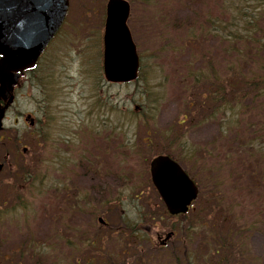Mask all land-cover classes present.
<instances>
[{"label":"rangeland","instance_id":"374dc122","mask_svg":"<svg viewBox=\"0 0 264 264\" xmlns=\"http://www.w3.org/2000/svg\"><path fill=\"white\" fill-rule=\"evenodd\" d=\"M130 1L129 25L138 51L145 57L144 77L132 83L108 84L102 80L103 73L99 69L102 66L103 42L98 34L104 30L106 0H72L68 24L61 29V34L56 41L54 40L52 49L48 50L50 52L55 49L53 53H58L62 67V63L66 65L65 74L70 78L60 74V65L55 66V63L51 61L54 69L53 75L58 81V86L55 85L58 90L53 92L47 85L51 84L49 81L45 84L41 82L39 87L36 79H31L32 75L30 74L24 82L18 99L7 114L6 130L2 132V142L5 144H0V160L7 154H11L4 171L0 173V236L6 240L5 252L7 249L19 248V245H24L25 240L31 241L29 238L31 235H33V241L44 244L48 241L49 235H53L56 231L64 234L67 233L66 228L75 225L79 227L81 223H94L96 226L98 215L107 218L112 230L116 225L121 224L123 213H125V219H135L136 209L133 206L139 202L132 197L130 202L119 204V199L111 196L109 197L111 201L109 206L100 208L102 201L99 198H102L103 201H106L107 198L105 193L99 192L95 197L99 200L96 202L99 212L83 213L75 217L69 215L73 200L71 197L81 196L83 191H87L90 185L95 183L101 185L103 190L106 187H117L116 189L119 190L120 182L118 180L119 183H116L110 177L112 174L105 175L107 178L101 180V177L95 172L97 170H94L95 164L94 168L91 166L88 168V164L84 167L78 165L77 160H81L78 159V151H74L73 161L69 162L68 166L70 165V167L66 172L64 170L57 171L59 166L54 168L57 149H53V141L42 140L37 136L19 117L20 112L35 114L44 122L51 121L52 125H48L47 130L52 138H61L60 142L62 143L69 138H75L79 146L84 144V148H90L91 145H97L98 149H102L103 146L109 147L112 151H110L109 157L106 154L103 162L99 160L96 162L99 168H106V173L113 170L111 162L119 154V143L122 136L114 133L110 139L112 149L105 143L107 140L104 133L110 131L107 127H111L112 123L117 128H122L124 142L131 146L134 145L135 150L139 152V157L135 159L137 162H134L138 170L135 185L139 188L135 194L145 190L143 192L148 196L153 195L156 206V219L148 225L151 229V234L148 236L153 240L156 249L152 248V244L148 241L142 242L143 237L140 238L135 234L130 236L128 230L125 231L126 234L123 237H115L113 231V233H109L101 227V229L95 230L96 233L93 237L99 247L112 250H108L109 253L105 257H100L95 250L92 251L94 253L92 254L91 250L85 249L84 246L71 247L68 250L71 252L70 255L68 254L69 259L64 261L61 258L56 264H85L89 259L98 261L97 264H101L102 261L103 264H106L107 261L108 264H144L141 260L146 262L145 264H172L170 258L174 259L173 256L177 259L181 257L183 263L186 264V258H182L185 251H190L194 258L198 259V262L193 264H204L202 262L203 255L209 253V244L206 240L209 236L199 229V219L192 218L198 212H200L199 216H204L213 211L215 230L220 237L222 226L228 225L232 218L237 216L240 225L235 230V236L245 242L232 249L230 263L224 264H264V226L246 232V239H243L241 234L245 226L250 225L251 217L248 215V209L251 206L246 200V196L239 198L234 194L235 187L240 182L233 180L238 176L236 175L239 171L238 160L236 159L235 162H230V165L225 166L228 163L219 151V146H215V143L221 141L222 127L215 121L208 122L206 120L201 123L199 120V117H203L202 115L211 108V106L203 105V99L200 100L198 93L205 90V86L197 85L188 91L183 85V74L193 68L190 65L194 61L196 53L193 52L190 55L184 52L169 59H165L162 55H166L170 49L177 48V52L181 50L182 36L172 34L169 31V25L174 19L180 20L191 15L193 17L198 8V0ZM216 42V37L212 36L208 39V43L202 42L205 48L198 46V51L214 49ZM218 50L221 62L217 61L216 72L220 77L226 79L230 77V72L227 73L226 56L224 58L225 54L220 49ZM51 54H46V57H50ZM187 61H189V65L185 64ZM244 71L246 72V69ZM208 72L211 73L212 69L209 68ZM191 99L197 100H194L195 104H199L200 101L201 106L199 107L202 110H199L195 115L190 112L191 122L187 121L182 125H177V129L178 132L185 131V138L189 140V143L200 145V148L186 146L183 150L181 141L184 137L181 138L177 132L167 134L166 130L172 128L175 122L183 121L182 108ZM249 102L246 100L241 105V107L245 105L249 112L245 118L252 122L257 121L256 126L257 124L264 126L262 121L264 106ZM61 104L70 110L61 125L57 126L63 117L61 116L59 119L57 117ZM136 105H139L141 109L139 112L134 110ZM258 111L261 113L259 116H257ZM108 118L112 122L107 120ZM17 119H19L18 122ZM104 119L108 123H104ZM89 126L103 127L104 130L102 134L89 136L87 133ZM147 132L152 134L147 136ZM172 137L176 141L171 149L175 153V158L187 161V163L181 162L186 169L191 170V174L199 181L201 192L190 210L191 216L187 222L190 231L186 245L181 246L176 242L174 248L162 249L156 242V233L162 232L166 223L165 219L160 217L162 207L158 200L159 195L150 181L149 162L157 153L164 151V146L168 142L165 139L170 142L173 141ZM149 139L152 141L150 146L147 144ZM102 140L104 141L102 142ZM213 143L214 146H211ZM23 146L29 147V152L26 155L21 152ZM86 153L88 152L86 151ZM86 156L88 157V154ZM220 164L223 165V169L217 172V166ZM26 169L32 170L27 172L28 176H26ZM54 169H56L55 173ZM20 171H25V177L19 173ZM219 174L226 175L229 181L221 185L217 180ZM60 179L66 181L67 189H60L57 191L56 197L52 199L47 194L52 196V189H56L54 183L60 182ZM42 181L46 183V187L40 189ZM65 192L69 196L68 205L62 201ZM123 193L127 196L130 195L129 187L125 191L123 189ZM24 203L27 204V207ZM232 203L234 204L226 211V208ZM225 215L227 216L226 221H222ZM145 231L143 233L148 232ZM222 238L225 239L224 236ZM64 242L63 237L60 245ZM138 252L147 256L141 258L138 256ZM215 256L212 254L208 260L214 261ZM23 264L30 263L24 262Z\"/></svg>","mask_w":264,"mask_h":264},{"label":"trees","instance_id":"16d2710c","mask_svg":"<svg viewBox=\"0 0 264 264\" xmlns=\"http://www.w3.org/2000/svg\"><path fill=\"white\" fill-rule=\"evenodd\" d=\"M141 1L149 2V0ZM197 6L196 14L193 17L191 15L180 20L174 19L169 25V31L172 34L182 36L181 50L177 52V48L170 49L166 55H162L165 59H169L184 52L190 55L193 52L196 53L194 61L190 65L193 68L183 74V85L188 91L197 85L205 86V90L198 93L200 100L203 99V105L211 106V108L202 115L203 117H199V120L201 123L206 120L208 122L215 121L222 127L221 141L215 143V146H219V151L226 159L228 164L225 166L230 165V162H235L236 159L238 160L237 179H231L240 181L235 187L234 194L239 198L246 196V200L251 206L248 209V215L251 217L250 225L245 226V229L241 231L242 237H247L246 232L264 226V129H259L264 126L257 124L258 128L257 121L247 120L245 118L249 113L247 107L245 105L241 107L246 100H249L250 104L264 106V0H198ZM212 36L217 39L215 48L198 51V46L205 48L202 42L208 43V39ZM218 49L225 54L224 58L226 56L227 73L230 72V77L226 79L220 77L216 72V63L217 61L221 62ZM188 62L185 64L189 65ZM209 68L212 69L211 73L208 72ZM144 72L145 69H142L141 77H144ZM194 100L196 99L189 100L187 108L186 106L182 108L183 121L175 122L172 128L166 130L167 134L177 132L181 138L184 137L181 141L183 150L186 146L200 148V145L189 143V140L185 138V131L178 132L177 129V125H182L187 121L191 122L190 112L195 115L199 110H202L199 107L201 106L200 101L198 100L199 104H195ZM258 113L257 116L261 114L260 111ZM262 121L264 124V119ZM115 131L117 130L115 129ZM173 139L174 137L171 138V140ZM165 140L168 142L164 143V150L172 152L171 149L176 141ZM211 146H214V143ZM183 160L187 163L185 159ZM221 169H223L222 164L217 166V172ZM31 171L26 169V176H28L27 172ZM188 171L191 174V170ZM24 172L22 171L21 174L25 177ZM233 175L235 176V174ZM217 180L221 185L229 181L226 175L222 174L218 175ZM199 185L201 187L200 183ZM106 198L107 200L100 205L101 207L109 206L108 204L111 203L108 195ZM233 204H230L226 211ZM24 205L27 207V204L24 203ZM254 205L256 206L254 207ZM77 206L75 207L77 215L89 211L94 213L97 210L96 203H90L87 206L85 203L79 202ZM213 212L202 216L201 220V229L209 236L206 239L209 244V253H204L202 262L204 264L230 263L232 249L236 248L240 242V239L235 236V230L240 225L239 218L235 216L228 225H221L220 237L215 230ZM226 217L225 215L222 221H226ZM188 219L190 220V216ZM83 225L81 223L79 227L75 225L66 228V234L56 231L53 235H49L48 241L44 244L33 241V235H31L29 237L31 241L25 240L24 245H19V248L14 250L7 249V252L4 248L6 240L0 236V264H23L24 262L30 264H54L55 262L56 264L61 258L64 261L69 259L68 254L70 255L71 252L68 250L71 247L84 246L85 249L94 247L99 252L100 247L91 234L88 235L82 230ZM86 230L88 231L87 228ZM63 237L65 242L60 245ZM212 254L216 256L211 262L208 259ZM196 262L198 259L188 251L186 264ZM177 263H181L179 258Z\"/></svg>","mask_w":264,"mask_h":264},{"label":"water","instance_id":"95a60500","mask_svg":"<svg viewBox=\"0 0 264 264\" xmlns=\"http://www.w3.org/2000/svg\"><path fill=\"white\" fill-rule=\"evenodd\" d=\"M68 0H0V97L7 98L17 81L10 70L33 65L61 25ZM127 0H109L104 35V73L108 80L126 82L138 77L140 57L127 24ZM13 101L10 97L9 103ZM5 108H0V130ZM33 123V120L31 121ZM26 151V148H24ZM3 164L0 163V171ZM155 185L172 213L185 212L197 197L198 187L169 156L151 162Z\"/></svg>","mask_w":264,"mask_h":264},{"label":"flooded vegetation","instance_id":"af4514ba","mask_svg":"<svg viewBox=\"0 0 264 264\" xmlns=\"http://www.w3.org/2000/svg\"><path fill=\"white\" fill-rule=\"evenodd\" d=\"M99 159V158H98ZM82 166H85V164H81ZM93 187V190H92ZM90 189V194H98L99 192L101 193L102 191H98V187L95 185H90L89 187ZM149 197V198H148ZM137 201H139V204L141 202L144 203V206L139 205L138 206V219L140 216H144V218H147V216L144 215L143 210L145 209L146 205L149 208V214L150 213H154V208H155V204L153 201V195L148 196L146 193L141 192L139 195L136 196ZM146 198V199H145ZM126 201L130 199V197H125L124 198ZM160 199V197H159ZM184 214H180V215H168L165 214V221H166V228L162 231V232H157L156 236H157V240H164L165 237H170L171 234L173 235L171 238H169L167 240V242H165L164 245H158L160 248H170V247H175L176 246V242L180 243V245H186L187 243V224H186V218L185 216H181ZM137 219V226H135V228H133L132 226L129 225V223H123V224H118L116 225V228H120V231L123 233V236L126 234V230H128L129 232H132L133 235H137L140 238L143 237L144 239L142 240V242L145 243V241H148L150 244H152V248L156 249L155 245H153V240L149 237H147L146 235H143L141 233V230L144 229L145 224H143V222H138ZM122 225V227H121ZM147 230H151L150 227H147ZM174 232V234H173ZM122 236V237H123ZM124 252V250H123ZM139 256L142 257V255L140 254ZM184 257H186V251L184 253Z\"/></svg>","mask_w":264,"mask_h":264}]
</instances>
